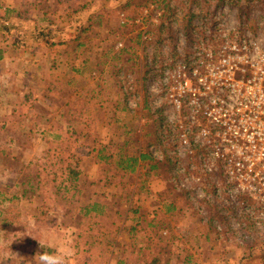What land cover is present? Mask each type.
Returning <instances> with one entry per match:
<instances>
[{
    "label": "rangeland",
    "instance_id": "rangeland-1",
    "mask_svg": "<svg viewBox=\"0 0 264 264\" xmlns=\"http://www.w3.org/2000/svg\"><path fill=\"white\" fill-rule=\"evenodd\" d=\"M85 1L0 0V264H134L144 244L163 264H264V204L204 203L175 186L176 114L162 74L192 50L190 3L97 0L80 9ZM227 1L231 25L246 20L264 40V0ZM119 155L151 159L131 171ZM68 166L80 172L74 183ZM93 201L104 214L87 217Z\"/></svg>",
    "mask_w": 264,
    "mask_h": 264
},
{
    "label": "built area",
    "instance_id": "built-area-1",
    "mask_svg": "<svg viewBox=\"0 0 264 264\" xmlns=\"http://www.w3.org/2000/svg\"><path fill=\"white\" fill-rule=\"evenodd\" d=\"M185 1L192 8V50L162 74L176 114L169 125L176 136V188L204 203L246 196L264 204V40L248 31L246 20L231 25L227 0L210 10L199 8L201 0ZM241 27L245 35H228ZM199 30L207 40H194Z\"/></svg>",
    "mask_w": 264,
    "mask_h": 264
},
{
    "label": "trees",
    "instance_id": "trees-1",
    "mask_svg": "<svg viewBox=\"0 0 264 264\" xmlns=\"http://www.w3.org/2000/svg\"><path fill=\"white\" fill-rule=\"evenodd\" d=\"M96 1L97 0H86L85 2H84V4L82 5V4H80V5H82V6H80V9H88L93 3H96ZM134 1L135 0H126V3H125V7H129V6H132L133 4H134ZM58 2V1H57ZM76 9V8H75ZM75 9H73L72 11H74ZM75 11H77V10H75ZM10 12H16V10H11V9H8L7 11H6V13L8 14V13H10ZM102 12V11H101ZM96 15H97V18H101V16L103 15V12H102V14L101 13H96ZM51 16H54L53 14H52V11H51ZM171 17H174V15H173V13H171L170 14V19H171ZM190 25H191V19H190V22H189V28H190ZM90 24L88 25V26H86V27H84L82 30H81V33H84V32H86V31H88L89 29H90ZM189 28L187 27V29H186V31H188L189 30ZM83 44H77V48H79V47H81ZM3 57H4V53H3V51L0 49V61L3 59ZM166 154V153H165ZM119 157H120V160H119V162H117L118 163V165H120V166H122L124 169H126V170H131V171H134V167H135V165L137 164V162L139 161V160H141V159H151V156H149V155H141L140 157L141 158H136V157H130V156H123V155H119ZM168 157V156H167ZM101 159H103L104 161H108V160H110V159H112V156H109V157H102V158H100V160ZM154 167V166H153ZM66 171L67 172H69V173H71L72 174V176H71V178H70V181L72 182V183H74V182H76L77 180H78V177H79V175H80V172L79 171H77L75 168H72V167H67V169H66ZM75 185V184H74ZM175 186H176V182H175ZM76 187V186H75ZM174 187V186H173ZM175 188V187H174ZM177 189V188H176ZM31 191H32V188H31ZM26 193V192H25ZM181 194H184V193H181ZM184 195H187V194H184ZM11 201V202H13V201H17L18 200V196H13V197H11V198H8V199H4V201ZM101 202H97V201H93V203L92 204H90V205H88L86 208H85V210L83 209V211L85 212V216H87V217H97V216H101L102 214H104V212H103V210L105 209V206H103L102 204H100ZM167 207H169L168 209L169 210H174V207L172 206V205H169V206H167ZM2 213H4V211H0V216H2ZM4 220H9L10 221V218H6V219H4ZM11 222H6V224H5V226H9V225H11L10 224ZM136 225H134V226H132L131 227V230H132V233H134V231H135V229H136ZM163 244V239L161 238L160 239V241H158L157 242V246H159V245H162ZM154 245H149L148 247L144 244V248L146 249V250H148V252H147V254H145V253H143V251L141 250H139L138 251V256H137V260H136V262L134 263V264H145L146 263V261H147V258H149V257H151V255H152V259L150 258V261H149V263L148 264H163L162 262H161V259H160V257H159V254L158 253H156V254H154V248H152ZM131 247H134V244H132V246ZM262 247L264 248V239L262 240ZM126 249V248H125ZM114 251H117V252H119V250H118V248H115L114 249ZM152 251V252H151ZM123 252H124V249H123ZM190 257L191 256H188V259L187 260H189L190 259ZM261 259H264V255L261 257ZM119 262H117V264H127L126 262H125V259H123V258H121L120 260H118Z\"/></svg>",
    "mask_w": 264,
    "mask_h": 264
}]
</instances>
